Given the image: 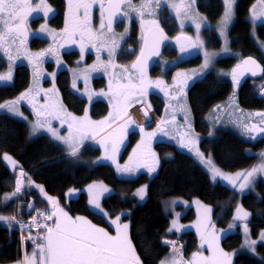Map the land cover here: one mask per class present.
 Returning <instances> with one entry per match:
<instances>
[{
	"label": "trees",
	"instance_id": "obj_1",
	"mask_svg": "<svg viewBox=\"0 0 264 264\" xmlns=\"http://www.w3.org/2000/svg\"><path fill=\"white\" fill-rule=\"evenodd\" d=\"M255 0H237L235 4V22L229 30L231 45L242 52V55H251L264 64V55L260 53L257 44L251 36L249 9ZM56 9L50 23L57 29L63 26L65 10L64 0H51ZM196 8L205 15L209 22L215 23L223 13L222 0H196ZM258 35L264 38V25L257 26ZM205 35L211 40L212 46L219 45V39L213 29H206ZM132 37V38H131ZM127 38L124 47L116 56V62L127 65L133 62L136 54L128 53L130 47L138 48L137 42L131 36ZM46 41L33 39L31 45H43ZM79 56L77 51L63 53L67 63H72ZM92 57L87 55V61ZM234 58H222L220 66L230 68ZM6 67V62L0 56V72ZM47 67H51L50 64ZM70 74L61 70L56 76V85L63 106L75 115L84 112L86 101L73 93L70 88ZM95 86L104 84L103 78L94 80ZM30 84V70L26 65L15 68L12 84L0 86V104L15 98ZM264 85V77L258 80H246L238 84L236 89L237 104L251 111L264 113V96L259 92ZM233 83L218 78L214 72H208L198 81H195L187 92V103L191 112L192 124L195 131L203 135L210 130L207 114L217 104L225 102L233 93ZM151 109L161 114L160 99L150 103ZM105 102L96 100L91 106V116L100 118L107 112ZM28 114L29 112L24 109ZM151 113L150 117H153ZM150 120L145 122V126ZM128 143L120 156L124 160L130 149L139 138L137 131L128 135ZM200 149L211 156L214 163L226 170L237 171L249 169L259 160L264 151V137L256 140H247L234 130L218 129L213 137H203L199 143ZM154 148L161 155V163L156 175L149 178L140 174L133 179L117 177L114 168L106 163L88 165L86 162L100 154L98 148L88 146L79 154L78 158L69 157L56 160L64 149L52 141L47 135H29V127L25 121L8 114H0V215L10 217L14 209L13 197L5 203L4 197L14 191L15 175L18 169L25 174L35 170L31 178L30 196L34 199V208L47 206L46 199L39 188L42 186L48 197L58 201L71 216L80 215L87 218L92 224L101 228H109L103 215L93 212L88 206V198L81 192L74 199H67L69 189H82L92 181H101L113 189V193L102 199V207L109 216L118 215L121 211H129L124 216L129 224V236L135 246L142 264H159L169 254L170 247L163 244L164 239H177L182 244L184 258L192 256L198 248V238L194 231L177 233L168 232L170 228L169 203L167 199L180 197L186 200L196 199L203 205L210 207L212 224L219 229H227L233 223V211L237 204L249 212L250 218L246 222L249 226L251 238H257L264 229V178L260 179L253 191L239 194L220 182H213L208 172L188 152L178 149L168 142H156ZM250 149L252 153H248ZM7 154L17 162L13 167L3 160ZM147 184V197L143 203L130 196L138 186ZM169 210V211H168ZM24 217H30L22 208ZM110 213V214H109ZM193 209L182 217L190 220L194 217ZM110 229V228H109ZM238 230L224 235L220 244L226 251L236 252L232 264H264V244L257 246L259 257L239 252L243 239ZM31 249L27 239L24 242V251ZM22 259V247L19 232L11 227L9 222H0V264H9Z\"/></svg>",
	"mask_w": 264,
	"mask_h": 264
},
{
	"label": "rangeland",
	"instance_id": "obj_2",
	"mask_svg": "<svg viewBox=\"0 0 264 264\" xmlns=\"http://www.w3.org/2000/svg\"><path fill=\"white\" fill-rule=\"evenodd\" d=\"M145 2L146 0L144 2L141 1V4L135 8L138 10H142L143 12L149 11L148 7L141 9V5L144 4ZM236 2L237 0H235L234 3V18L232 20V23L229 25L227 31V38H228L227 48L229 49V51L227 52L222 51V49L225 47V43H224V39L219 35V31H218L219 21L224 13V8H223L222 15L215 23L209 22L208 19L206 23H202L199 36L200 39L204 42L203 48H193L190 46L191 45L190 44L185 48L187 49V51L185 52H181V49L175 48L176 53L173 54L171 58H166V59L160 58L159 60H157V64L159 65L158 66L159 73L155 77H152V79L164 82L163 84L160 85V88L158 87L157 89H159V91L162 92L161 94L164 95V97L168 101V103L167 101H164L162 105L163 107L162 117L164 121L161 122V125L153 126L148 128L147 130L141 131V129H137L135 123L129 124L128 121L127 123H124L121 126H118L117 124L112 128L104 132H101V130L105 126H107L110 123V121H113L111 119H108L105 125L101 127L92 128L91 130H88L85 133V138L83 139L81 145L86 144V146H88L92 144V147L98 148L100 150V154L97 157L90 159V161H87L86 162L87 164L89 165H97L101 163L109 164L114 168L117 177L121 179H133L140 174H145L149 178H152L156 175L161 163V155L159 154L158 151L155 150L154 144L156 142H168L174 144L178 149L186 151L190 155H192L195 158V160L208 172L211 181H213L209 168L206 165L200 163L199 159L196 156L197 151H199L200 153H203L205 158L208 157L211 158L210 155L204 153L199 147L200 140L204 136L213 137L218 129H227L238 132L247 140L253 141L258 138L264 137V133H260L258 131H252L253 125H255L257 128L264 127V115H259L262 113L254 110L251 111L237 104V100H236L237 83L233 81V78L230 75L231 68H226L218 64V61L222 58L233 57L234 58L233 65H234L238 63L239 59L242 56V52L240 50L234 49L232 47L231 37L229 34V30L233 25V23L235 22ZM45 3L47 6H50L53 11L49 13L48 17H44L43 11L38 10L37 12L32 13L27 18V24H26L27 32L24 36L20 37V39L23 40V43L21 44L20 40L18 39L16 43L11 44V46H9V44L7 43L5 44V47H9V51L12 57H14V60L11 61L12 80L10 82L0 81V86L12 84L15 68L18 65H26L29 68L30 84L27 88L22 90L15 98L6 100L3 103L16 100L18 97H20L22 93L27 92L28 97L20 101V103L17 105L19 112L22 113L23 117H26V119H23L20 116L12 115L6 111H0V114L5 113L17 119L25 121L29 127V135H30L31 124L34 123L36 120L35 109L33 107L35 105L36 108H39L41 111H44L45 113L55 112L59 118L51 119V126L54 129H57L61 136H68L69 135L68 125L73 124L75 127V123L73 122L72 117L83 119L85 117V113H87V118L89 120L93 122H98V121L106 120V118L109 117L110 112L115 114L116 109L114 105L116 104L117 98L113 95V91L115 90L117 84H127L129 80H131V82L133 83V81H135L136 79V75L134 76L132 62H130L126 66H121L117 64L115 61V54L112 57H109L108 52L110 48L105 46L102 42L96 41L95 38L90 40L87 34H85L83 37H81L79 33H77L75 36L72 37L69 36V33L65 31L66 20L70 23L72 19V9L68 3V0H64L65 10L63 14V26L61 29L55 28L50 23L51 18L56 13V9L52 4L51 0H45ZM31 4L32 7L35 8L41 4V0H31ZM162 4H164L163 6L168 7V12L170 16L175 20L176 28H177L176 32H182V33L185 32L191 38V43L195 41L197 37L195 23H193L191 19L185 18L183 15L178 16L176 12V8L173 7V5L179 7L181 5V0H163ZM94 7L95 4H92L89 10V15L91 18L90 26L93 31L95 29L92 19ZM192 9L193 11L198 12L201 16L206 17L205 15L201 14L199 11L196 10L195 3L192 5ZM253 12L257 14L264 12V4L261 3V0L254 1V3L251 5L249 9V16H248L249 22L251 24V36L254 39L255 43L257 44L259 50L261 51L260 45H264V38H261L258 35L256 28L261 24L264 25V16L257 19L254 24L252 19ZM83 13L84 10L81 9L80 10L81 18L83 17ZM144 20H145L144 18L140 19L142 25ZM182 22H183V27L181 26ZM42 25L46 27L47 31L45 32L40 31ZM206 29H213L216 32L217 38L219 39L218 46H212L210 44L211 40L205 35ZM35 38L40 40H45L46 42L43 45L36 44L35 46H32L31 41ZM124 44L122 46V49L124 47ZM82 45L84 47L83 52H81ZM172 46L174 47L173 43ZM72 50L77 51L79 56L75 60H73V62L70 64L65 61L63 57V53ZM204 51L218 53V55H216L213 58L212 64L208 69L204 70L202 75H200L198 78L188 80L186 87L180 84L179 83L180 81H183L187 77H191L193 75V72L200 71L201 66L204 63V55H203ZM38 54H42V55H38ZM89 54H91L92 57L89 59V61H87V55ZM0 56L3 57V59L6 62L5 69L0 72V75H4L7 74L9 71L10 62L8 61L7 55L2 50H0ZM187 60H191L189 61L188 66L183 67L182 65H180L181 63ZM57 61H60V63L58 64ZM48 64H50L51 67H47ZM105 64L108 65L107 68L105 67ZM124 69H127V71H124ZM61 70H67L69 72L71 79L70 88L73 91V93H75L76 95H78L79 97L83 98L86 101L84 112L81 115H75L69 112L63 106L60 100L59 91L56 85V76L57 73ZM208 72H214L218 78L228 79L229 81H231L233 83L234 91L225 102L217 104L207 114L206 117L210 126V130L207 134L203 135L195 131V129L193 128L191 112L186 99V92L191 84L203 78L204 75ZM220 73H229V75H220ZM77 76L79 78H77ZM96 78H103L104 84L102 86H95L94 80ZM74 80H75V88H73ZM184 87L186 89L185 93H184ZM259 93L260 96H264V85ZM96 100L105 102L108 107L106 114L101 116L100 118H93L91 116V106L92 103ZM43 105H47L48 106L47 109L40 108V106ZM24 109H26V111L29 112L30 115H28L24 111ZM139 109L143 111V114H138L137 110ZM147 110L148 109L145 107V105L135 107L131 110V116L135 118V120L139 123V125L145 126V122L147 120L145 118L144 111ZM147 113H148V117H150L152 111L148 110ZM189 125L191 126L190 128ZM122 128L126 130L124 132H120L119 130ZM130 130H140V131H138L139 140L137 141L136 145H134L130 149L129 157L134 156L133 153L134 149H137V154L149 153V152L154 153L155 157H152L151 155H144L138 161L141 165H148L154 167L156 169L154 172H149L148 167L146 166H141L138 169L134 170L132 173H118L116 171V164H119L121 167H123L125 165H129V164L135 165L137 163L135 159L130 161L128 158L125 162L120 160V156L124 148L126 147L129 139L128 133L126 132H129ZM93 132L95 133L94 138H93ZM147 133H155V135L149 137L147 136ZM42 134L47 135L52 141L58 143L63 147L64 153L61 154V156L57 157L56 160L65 158V156L68 154L66 146L62 145L58 141H55L51 137V134L48 133L46 129L41 130L36 135L31 137L33 138L37 135H42ZM77 138L79 139V136H77ZM119 139H122L123 143L122 144L117 143L116 147L118 148V151L113 153V141ZM138 145L141 146L139 149L137 148ZM182 145H187V147H184ZM247 152L252 153L250 149H247ZM261 153H264V151H262ZM113 155L115 158V163H113L112 160L106 158L108 156H113ZM211 161L223 173L231 176H235L237 173L247 174V172L251 171L254 167H257L261 163H264V160H262L260 155L259 160L253 165V167L249 169H241L231 172L218 167L214 163L212 158ZM30 171L35 172V170H30ZM262 178H264V173H257L252 178V184L248 188H245L243 191H241L239 187V185L244 182L243 178L237 180L235 186L229 184L226 181H223L221 178H217V180L213 182H220L230 188H233L239 194H245L250 191H253L256 183ZM143 186H147V184L144 183L138 186L134 191L130 193V196L134 197L137 200V203H143L146 200L147 191L143 201H141L138 196L134 195L137 192V189ZM20 194L23 193L21 192ZM16 200H17V204H16L17 210L20 212L21 210L19 209V207L24 208V206H26L27 198L24 199L18 198ZM167 200H168L167 202H170L169 203L170 211L168 210L169 214L171 215L170 228L172 227V222L174 220H177L178 225L183 227H181L179 231L176 230L173 231L178 233L184 231H194L198 238V248L195 252L200 251L203 253L204 256H212L213 253L208 250L207 244L202 242L201 236L203 235L207 238V237H211L214 234L217 237L215 231L222 229L216 228L212 224L209 213L204 212L205 207L203 206V204L196 199L186 200L180 197L179 198L173 197ZM99 203H101L100 206L103 212H107L102 207V201L101 202L99 201ZM88 206L93 212L97 214H101L93 206L89 205V203ZM237 206H241V205L237 204L235 207ZM190 208L193 209V212L195 214L194 217L190 220H183L182 217L188 212ZM36 209L37 208H34V210L32 211H35ZM122 213L123 215H121ZM128 214L129 211H121L120 214L118 215L109 216L110 221L114 220L116 216H120L121 217L120 223H127V220L124 219V216ZM103 216L105 217V215ZM9 218H15L14 221L11 223V227H13L15 221H19L20 223H22L23 220L24 221L26 220L24 217L15 214L14 211L13 213H11ZM0 222H8V221H0ZM106 222L110 228V229L105 228L106 231H108L112 235H115L116 234L115 225L111 224L108 219L106 220ZM247 227L248 229H250L248 225ZM237 230L240 232L241 235H243L244 224H242V226L237 227ZM262 232H264V230H261L258 237L255 239L250 237V233L247 238H243L242 236L243 243L241 245V249H242L241 252L245 254H249L251 256L259 257L257 246L259 244H264V240H261L260 238V234ZM23 234H24V242L27 239V241L30 243L32 248L33 244L30 240H28L29 234H31V236L33 237H37L38 235L44 236L46 235V231L42 233H38V232H30L28 230H25ZM246 239L257 241V243L253 247H249L245 243ZM165 240L175 241L177 248L182 247L181 242L178 241L177 239L167 238ZM202 243H203V247H201ZM219 243L216 241L214 247H217L218 249L222 250L223 253H227L228 257L232 256L233 252L224 250L221 244ZM168 246L170 247V251H169L170 254V252L172 251V246L171 245ZM32 250L33 248L27 251V254H31ZM169 254L167 255V257H169ZM217 255H219V253H217ZM184 259L187 261L191 259V256ZM219 259L221 261V256H219ZM222 261L221 264H224ZM17 262H12L11 264H17Z\"/></svg>",
	"mask_w": 264,
	"mask_h": 264
},
{
	"label": "snow or ice",
	"instance_id": "obj_3",
	"mask_svg": "<svg viewBox=\"0 0 264 264\" xmlns=\"http://www.w3.org/2000/svg\"><path fill=\"white\" fill-rule=\"evenodd\" d=\"M154 0H146L144 4L141 5V9L149 7ZM68 3L72 9V19L69 23L66 20L65 31L69 33V36H75L77 33L83 37L87 34L88 38L91 40L93 38H98L97 34L93 32L90 23L91 18L89 15V10L92 4L99 3L101 9V16H104L105 5L102 0H68ZM155 3L159 4V0H155ZM195 3V0H181V5L176 8L177 15H183L185 18L191 19L193 23H195L197 37L196 40L191 43V47L193 48H203L204 42L200 39L199 32L202 26V23L207 22V18L201 16L198 12L193 11L192 5ZM234 3L235 0H223L224 4V13L219 21L218 31L219 35L224 39L225 47L222 51L227 52L229 49L227 48L228 38L227 31L229 25L232 23L234 18ZM261 3L264 4V0H261ZM121 5H127L133 11H136L137 14L143 15L142 10L136 9L131 0H108V23L107 30L109 33L112 32V21L116 18L118 14V10ZM83 9V17L80 16V10ZM116 9L117 11H113ZM38 10L43 11L44 17H48L49 13L53 10L50 6H47L45 0H41V4L37 7H32L31 0H0V50H2L8 58L9 63V71L7 74L0 75V81L10 82L12 80V72H11V61L14 60L12 57L9 47H5V44H15L19 39L20 43H23V40L20 37L24 36L27 32L26 24L27 18L34 12ZM123 15L127 16L128 13L124 12ZM264 16V12L259 14L253 12L252 19L253 23ZM199 21V22H197ZM183 27V22L181 24ZM105 28V24L103 20L100 24V35H103V30ZM41 32L47 31L44 25L41 26ZM254 35V33H253ZM123 37H121L122 39ZM167 39L161 35V40ZM187 40H191L190 37H185ZM74 42V41H73ZM119 46L113 44V47L109 49V57H112L115 54L116 48ZM261 51L264 52V45H260ZM84 51L83 45L81 46V52ZM187 49L181 48V52H185ZM153 55H158V52H153ZM42 55V54H38ZM204 63L201 66L199 72H193L191 77H187L183 81L179 83L187 86L188 80L198 78L203 74L205 69H208L212 64L213 58L218 55V53H212L208 51H204ZM145 57L143 56V52L140 57L137 58V62L132 65V68L135 69L138 66L141 67V76H140V84H133L131 80L127 84H117L115 90L113 91V95L117 98L116 104L114 105L116 111L114 113H109V117L104 121L93 122L87 118V113H85V117L83 119H78L76 117H72L73 122L75 123V127L73 124L68 125L69 135L61 136L57 129H54L51 126V119L59 118L55 112H47L41 111L39 108L35 109L36 120L31 124L30 136L36 135L41 130L46 129L48 133L51 134V137L60 142L62 145H65L68 151V155L73 158H78V154L80 152V145L85 138V133L92 128L101 127L107 123L108 119L113 121L118 119H123L127 116V108L131 106V97L135 96L137 102H141L145 95L147 94V82L144 79L143 73V64ZM59 64L60 61H57ZM243 65L246 66L245 70L251 72L253 76L256 75L254 69L259 68L260 65L258 62L252 57H248L243 61ZM241 65H237V69L240 68ZM237 69H233L230 75L233 78V81L238 83L237 77ZM127 71V69H124ZM264 71V70H262ZM243 75L244 73H240ZM220 75H229V73H220ZM77 78H79L77 76ZM163 81H157L156 85L159 87L163 84ZM73 88H75V80L73 81ZM182 91V89H181ZM28 97V93H22L20 97L16 100L8 101L3 104H0V111H6L12 115L20 116L23 119V114L19 112L17 105L20 101L26 99ZM47 105L40 106V108L47 109ZM150 108L151 106L148 105ZM144 115L146 120H150L148 117L147 111H144ZM264 115V113L259 114ZM135 121L129 119V124H134ZM111 127V125H108ZM137 127H141L137 125ZM191 126L189 125V128ZM126 129H120V132H124ZM141 131L143 128L141 127ZM247 131V128H246ZM252 131H258L260 133H264V127L257 128L255 125L252 126ZM155 133H147V136H154ZM79 136V139L77 138ZM95 133L93 132V138ZM111 139V137H110ZM123 143L122 139L113 141V153L118 151L116 144ZM187 147V145H182ZM141 146L138 145L139 149ZM134 156L129 157V160H136L137 163L135 165H125L121 167L119 164H116V171L118 173H132L134 170L138 169L141 166L148 167L149 172H154L156 169L154 167L148 165H141L138 161L144 155H151L155 157L154 153H140L137 154V149L133 150ZM261 158L264 160V153H261ZM197 158L200 163L206 165L210 172L213 181H216L217 178H221L223 181L228 182L235 186L236 181L243 178V183L239 185L240 190L243 191L245 188H248L252 184V178L257 173H264V163H261L259 166L254 167L251 171H248L247 174L237 173L235 176H231L223 173L220 169H218L211 161V158H205L203 153L197 151ZM115 163V158L113 156L106 157ZM103 159V158H102ZM3 160H5L8 164H10L13 169L18 167L17 162L14 161L11 157L4 155ZM158 163V161H157ZM26 174L21 171L20 177H25ZM33 186V185H30ZM22 179L18 178L16 181L15 191L11 194V196H5L4 201L7 203L12 197L17 196L22 191ZM39 188L40 192L43 194V198L46 199L49 203L53 201L54 198L48 197L46 193H44V189L42 186H35ZM111 190L101 184H93L89 185L87 192L89 194V205L93 206L95 209L100 211L101 215H106L101 209L99 200L106 193H109ZM147 186H143L137 189V192L134 194L138 196L141 201L144 200L146 196ZM58 204L59 202L56 201ZM29 208L34 210V205L29 204ZM211 209L205 208V212H210ZM39 217L46 218L47 220L53 221L54 226H49L48 224L41 225L38 221L30 222L28 225L20 224L19 221H15V223L21 228H30L32 223H36L38 228L46 229V235L33 237L31 234L28 236V240H30L33 244V250L31 254H25V257L22 261H18L17 264H142L139 255L136 252L135 246L132 244L130 236H129V224L128 223H120V216H116L114 220H111V224L115 225L116 234L112 235L108 231L103 228H100L91 221L87 220L84 217H71L65 212L62 208L57 207L53 211L45 210L44 213H37ZM123 215V213L121 214ZM251 214L247 211H244L240 208L237 209V215L233 218L234 224L237 220L245 222L244 223V233L247 238L249 234V229L247 227V219ZM15 218H9L0 216V221H8L9 224L14 221ZM233 225H230L232 227ZM183 226L178 225L177 220L172 222V227L168 229V232L171 233L173 230L179 231ZM261 240H264V232L260 234ZM217 237L213 234L211 237L201 236V240L203 243H206L208 246V250L213 253L212 256H204L202 252L197 251L192 253L191 259L185 260L182 253V248L176 247L175 241L165 240L163 243L165 245H171L172 251L169 254V257H166L164 260L160 262V264H221L219 256H227V253H223L222 250L214 247L215 242L217 241ZM203 243L201 247H203ZM246 245L249 247H253L257 241H252L246 239ZM219 253V255H217Z\"/></svg>",
	"mask_w": 264,
	"mask_h": 264
},
{
	"label": "flooded vegetation",
	"instance_id": "obj_4",
	"mask_svg": "<svg viewBox=\"0 0 264 264\" xmlns=\"http://www.w3.org/2000/svg\"><path fill=\"white\" fill-rule=\"evenodd\" d=\"M106 1L107 0H102L104 5ZM141 1L144 2L145 0H131V3L134 7H137L138 5L141 4ZM162 3H163V0H159V4L155 3V0H154V2L148 7L149 11L143 12V15L137 14L136 11H133L132 9L130 10V8L127 5H122L123 13L127 12L128 15L127 16L123 15V17L116 24L113 25L111 33H109L107 30L105 16L103 17L101 16V9H100L99 3L95 4V7L93 8L94 10L93 15H92L93 24L95 27L93 32L96 33L98 37V38H95V40L102 42L108 48H112L114 42L116 45L119 46L118 48H116V51H115V61H116L117 54H119V51L122 50V46L126 42L127 38L133 36V38L137 42L138 48H134V51H133V53L136 54L134 59H136V57H138L139 53L141 52L142 44H143L146 33L153 27H159L163 31V35L167 39L163 40L164 46H163V49L161 50L160 56L154 62H151L148 64L147 71L144 74V79L147 82L148 86H147V94L145 95V97L143 98L141 102L148 103V105H151L150 103H153V100L156 101V99L157 100L160 99L162 105L164 101H167L164 95L161 94L162 92L159 91V89H157L158 88L156 85L157 80L152 79V77H155L159 73V70H158L159 65L157 64V60H159L160 58H164V59L171 58L172 55L176 53L175 48L181 49L180 47H176L174 43L175 36L188 35L185 32L183 33L176 32L177 28H176L175 20L170 16L168 12V7L163 6L164 4ZM143 18L145 20L142 25L140 19H143ZM102 20L105 24V28L103 30V35H100V32H101L100 24ZM121 37L123 38L121 39ZM172 43L174 44V47L172 46ZM186 47H183V48H186ZM243 57L244 55H242V58ZM189 61L191 60L184 61L180 65H182L183 67H186L188 66ZM105 67L107 68L108 65L105 64ZM133 70H134V76L136 75V79L135 81H133V84L139 85L141 82L140 81L141 75L137 72L136 68ZM236 79L238 81L237 86L239 83L246 81V80H241L239 78H236ZM185 87H184V93L186 90ZM188 89H187V92H188ZM187 92H186V99H187ZM136 103H140V102H137V99L135 96L131 97V106H133ZM130 107L127 108V112ZM162 108H161L160 116H161V119L163 120Z\"/></svg>",
	"mask_w": 264,
	"mask_h": 264
},
{
	"label": "water",
	"instance_id": "obj_5",
	"mask_svg": "<svg viewBox=\"0 0 264 264\" xmlns=\"http://www.w3.org/2000/svg\"><path fill=\"white\" fill-rule=\"evenodd\" d=\"M107 6H108V0L105 3V11H104L106 25L108 23V9H107ZM113 11H117V10L113 9ZM122 16H123V12H122V5H121L119 10H118V14H117L116 18L113 19V21H112V27H113L114 24H116L120 20V18ZM161 35L163 36L162 30L159 29L158 27H153L146 33V35L144 37L142 50H141L140 55L138 56V57H140L142 52H143V56L145 57V60H144L143 69L142 70H143L144 74L146 72L147 65L149 63H151L152 61H154L160 55L161 49L163 47V40H161ZM185 37H187V36L179 35V36H177L174 39V42L176 43V45L178 47H186L187 45H189L191 43V40H187V39H185ZM153 52H158L159 54L158 55H153L152 54ZM248 57H251V56H246V57H244L242 59L241 63L239 64V65H241L240 68L237 69V66H235L233 68V69H237V77L241 78L242 80H245L247 78L257 79V78L262 77L264 75V71H262V70H264V67L254 57H252V58L255 59L258 62V64L260 65L259 68L254 69V71L256 72V75L253 76L251 74V72H248V71L245 70L246 66L243 65V61L245 59H247ZM136 62H137V60H136ZM137 70H138V72L141 75V67L140 66L137 67ZM242 72L244 73L243 75L240 74Z\"/></svg>",
	"mask_w": 264,
	"mask_h": 264
},
{
	"label": "crops",
	"instance_id": "obj_6",
	"mask_svg": "<svg viewBox=\"0 0 264 264\" xmlns=\"http://www.w3.org/2000/svg\"><path fill=\"white\" fill-rule=\"evenodd\" d=\"M122 120H124V119H118V120H115V121H111L108 125H114L116 122H121V124H123V123H125L126 122V120L125 121H122ZM105 126L102 130H101V132H103L104 130H106V129H108V128H110L109 126ZM103 184L104 186H106L107 188H109L111 191L109 192V193H106L104 196H102L101 198H100V202L102 201V199L105 197V196H107V195H109V194H111L112 193V189L109 187V186H107L105 183H103V182H101V181H92L91 183H89L88 185H86L84 188H82V189H69L68 191H67V193H66V198L67 199H73V198H76L81 192H84L86 195H87V197H88V201H89V194H88V192H87V189H88V186L89 185H93V184ZM12 194V193H11ZM11 194L9 195V196H11ZM54 201V200H53ZM100 205H101V203H100ZM205 208H209L208 206H205V205H203ZM59 208H62L65 212H67L66 211V209L64 208V207H59ZM238 208H240V209H242V210H244V211H246L245 209H243V207H241V206H237V207H235L234 208V211H233V218L237 215V209ZM210 209V208H209ZM98 211V210H97ZM98 212H100V211H98ZM204 212H205V210H204ZM68 213V212H67ZM104 213H106V212H104ZM207 213H209V215H210V212H207ZM68 215L69 216H71L69 213H68ZM106 218L109 220V222L111 223V221H110V217H109V215H108V213H106ZM71 217H73V218H75V217H83V216H80V215H76V216H71ZM85 218V217H84ZM250 218V216L248 217V219ZM87 219V218H86ZM247 219V220H248ZM88 220V219H87ZM245 222H242V221H239V220H237L236 222H235V224H234V221H233V223L231 224V225H233L232 227H228L227 229H224V230H216L215 231V233H216V235H217V242L219 243L220 242V240H221V238L224 236V235H226V234H228V233H231V232H234V231H236L237 230V227H239V226H242V224H244ZM248 236H249V234H248ZM247 236V237H248ZM243 238H246V236H245V233H243ZM220 244V243H219ZM240 250V249H239ZM242 250V249H241ZM223 260V261H222ZM232 260H233V254H232V256H230V257H228V256H221V261L224 263V264H232Z\"/></svg>",
	"mask_w": 264,
	"mask_h": 264
},
{
	"label": "built area",
	"instance_id": "obj_7",
	"mask_svg": "<svg viewBox=\"0 0 264 264\" xmlns=\"http://www.w3.org/2000/svg\"><path fill=\"white\" fill-rule=\"evenodd\" d=\"M47 210H48L49 212H50V211H53V209H47ZM38 212H39V213H44L45 210H41V211H38ZM38 212H36V213L33 215L31 222H33V221H38L41 225H43V224H48L49 226H52L53 221L47 220L46 218L39 217V216L37 215ZM31 228H33V229H37V230H42L41 228H38V227L36 226V223H32V224H31Z\"/></svg>",
	"mask_w": 264,
	"mask_h": 264
}]
</instances>
